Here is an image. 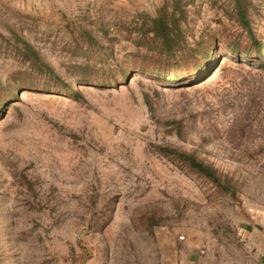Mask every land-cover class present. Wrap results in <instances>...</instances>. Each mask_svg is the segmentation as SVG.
I'll list each match as a JSON object with an SVG mask.
<instances>
[{"label":"rangeland","instance_id":"374dc122","mask_svg":"<svg viewBox=\"0 0 264 264\" xmlns=\"http://www.w3.org/2000/svg\"><path fill=\"white\" fill-rule=\"evenodd\" d=\"M0 264H264V0H0Z\"/></svg>","mask_w":264,"mask_h":264},{"label":"trees","instance_id":"16d2710c","mask_svg":"<svg viewBox=\"0 0 264 264\" xmlns=\"http://www.w3.org/2000/svg\"><path fill=\"white\" fill-rule=\"evenodd\" d=\"M163 151H165V152L171 151L172 152V150H170L168 148H163ZM181 155L188 160V162H189V164L191 166L197 167V169L199 170V172L204 173V174H206L208 176L213 177V172H211V170H210L209 167L204 166L202 163L195 161L194 158L191 157V156L190 157H187V155H185L184 153H181Z\"/></svg>","mask_w":264,"mask_h":264}]
</instances>
